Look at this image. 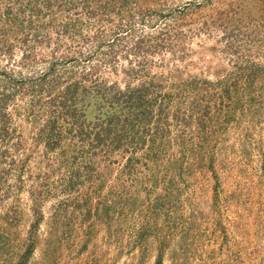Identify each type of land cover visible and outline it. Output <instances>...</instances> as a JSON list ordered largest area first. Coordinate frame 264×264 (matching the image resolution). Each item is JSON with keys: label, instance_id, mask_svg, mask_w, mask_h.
Wrapping results in <instances>:
<instances>
[{"label": "rangeland", "instance_id": "1", "mask_svg": "<svg viewBox=\"0 0 264 264\" xmlns=\"http://www.w3.org/2000/svg\"><path fill=\"white\" fill-rule=\"evenodd\" d=\"M53 64V95L72 86L85 135L114 110L130 124L129 107L110 102L118 87L175 94L244 67L259 75L251 100L209 97L206 117L182 123L173 109L146 147L127 138L109 159L102 147L81 158L71 147L91 150L88 136L66 137L63 157L39 134L48 97L30 85ZM6 93L3 127L16 135L0 137V264H264V0H0ZM32 102L40 119L28 121Z\"/></svg>", "mask_w": 264, "mask_h": 264}, {"label": "trees", "instance_id": "2", "mask_svg": "<svg viewBox=\"0 0 264 264\" xmlns=\"http://www.w3.org/2000/svg\"><path fill=\"white\" fill-rule=\"evenodd\" d=\"M163 18L164 17L161 15V19ZM128 26L121 24V32L133 29L132 24H129ZM142 40L138 41V43H141ZM55 66L56 65L53 64L51 67L47 68L35 78L33 81L34 84L30 85L33 87L37 85L36 91H45V95L48 97L47 99L43 98L44 101H40V105L45 106L47 114L46 118H44L46 119V128L44 126L39 127V134L44 140L43 145L46 148L47 154L52 152L54 149L61 147V149H63L61 156L63 157L67 155V153H65L66 137H70V142L73 143L77 137L80 140H84L85 137L88 136L91 140V150L86 149V145L83 143L80 145L72 144L74 146L71 147V150L74 148L77 156L81 158L83 157V154H85L86 157L88 155L92 156L95 149L102 147V150L105 152L104 157L109 159L110 154L115 153L116 151V153L122 151L120 150V147L123 140L127 138H130V144L134 143L135 149L140 144L146 147L145 135H153L154 140H156L157 136L163 132L165 122H167L173 114V109H175L173 116L176 117L177 121L182 123L187 121L190 117L195 116V114L199 113V111H203L202 115L206 117L207 115H205L204 112H209L212 108L209 102V97L225 101V108L228 106L226 100H232L233 96L236 97L235 104H238V102L243 103L242 100L248 98V96H246V92H250V89H254L256 85L255 81H257L259 75V73L256 74L255 70L248 71V69H245L244 67L242 70L233 74V77L230 76L218 83L208 82L207 84H204L196 81L194 84V81H191L186 85L177 84L176 87H179V89L175 94L163 93L159 91L157 88L159 85L153 81H143L137 86L128 85L124 89L118 87L116 93H112L110 102H123L129 107L133 113V117H125V119H129L130 124L119 123L123 118L121 116L116 117L114 110L112 113L100 118L98 123L93 128L94 132H90L89 135H85L84 129H78L76 127L75 120L78 119L76 118V113L70 100L72 97V86H68L65 89H62V91L58 94L53 95L58 86L62 84V77L51 76L52 72L56 68ZM247 71L248 73H245ZM223 85H225V87L219 90L218 87ZM213 89L218 92L209 94L210 90ZM11 95V93H6L4 95L0 94V137L6 134V136H9L8 140L11 138L13 139L16 135V129H11L10 127L6 129L3 127V120H5L6 123V120L10 117L6 105ZM248 99L251 100L252 97ZM215 104L218 103L215 102ZM38 106L37 102H32V107L30 109H26L28 112V121L31 119H40L38 112L36 111ZM217 110L220 111V109ZM64 116H67L68 119L71 117L74 120L72 125L70 124L71 129H64L61 127L60 120H63L62 117ZM153 143H155V141H153ZM13 146L16 147V150H20L23 144L21 142H16V144L13 143ZM153 149L154 148L151 150ZM125 152H132L131 147H127ZM147 157H149V154ZM139 160V158L134 161L131 159V163L129 165L135 164V162L136 164H139ZM49 161L51 163L53 162V159H49ZM61 164L66 165V161L63 160ZM91 166L92 164H85L86 169L88 168L91 170ZM77 175L78 173L73 175L75 177H72L71 180L75 181ZM71 184H74V182Z\"/></svg>", "mask_w": 264, "mask_h": 264}]
</instances>
